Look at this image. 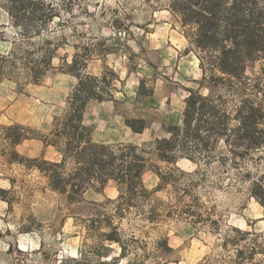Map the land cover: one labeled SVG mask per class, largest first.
Returning <instances> with one entry per match:
<instances>
[{"label":"rangeland","instance_id":"374dc122","mask_svg":"<svg viewBox=\"0 0 264 264\" xmlns=\"http://www.w3.org/2000/svg\"><path fill=\"white\" fill-rule=\"evenodd\" d=\"M44 1L55 8L53 18L33 17L21 27L0 6V188L6 190L0 195L7 198H0V264H264L263 208L250 195V183L264 177V146L240 160L218 141L197 165L184 158L168 164L154 151L155 140L168 136L166 128L180 123L189 89L224 93L202 81L200 52L186 36L190 28L171 12V0ZM73 60L81 74L104 73L112 83V100L87 103L84 122L92 126L93 140L137 145L169 179L154 193L159 222L149 224L134 208L122 220L111 218L126 256L119 255V244L104 240L105 223L89 227L94 214L111 217L108 200L118 193L112 182L67 202L29 162L8 160L4 127L47 133L77 82L66 72ZM256 70L248 67L250 76ZM224 95L233 109L240 96ZM246 95L256 97V91ZM127 118H143L147 125L134 132ZM15 150L26 158L59 160L56 149L37 137ZM142 180L148 189L159 182L152 170ZM235 227L248 232L240 238ZM164 237L171 250L161 246ZM236 249L244 250L241 258Z\"/></svg>","mask_w":264,"mask_h":264},{"label":"trees","instance_id":"16d2710c","mask_svg":"<svg viewBox=\"0 0 264 264\" xmlns=\"http://www.w3.org/2000/svg\"><path fill=\"white\" fill-rule=\"evenodd\" d=\"M0 6L17 27L33 17L48 20L56 14L53 5L44 0H0ZM170 9L179 17L181 25L191 30L186 36L200 52L202 81L207 80L210 87L222 89L230 96L240 97L235 107L228 110L224 93L203 95L199 89H189L180 123L169 125L168 136L155 140L157 158L168 164H176L184 158L197 165L198 156L213 153L218 141H223L233 159L251 158L264 146V0H171ZM75 64V60L68 64L66 72L74 74L77 82L64 110L53 116L47 133L29 135L19 124L4 127V138L11 146L8 160L24 165L29 162L47 178L48 187L63 194L67 202H80L89 189L102 192L106 184L112 182L118 193L108 200L113 203L111 217L94 214L88 220L89 227L98 229L105 223L110 228L101 232L104 240L119 244V255L126 256L119 226L114 225L111 218L122 220L134 208L138 217L149 224L159 222L160 201L154 193L169 179L158 166L149 164L145 152L137 145L93 140L92 126L84 122V112L89 100L113 99L112 83L104 73L81 74ZM250 64L257 65L256 73L251 76ZM112 75L114 79L117 76ZM254 90L256 97L246 95ZM125 123L134 132H142L147 125L143 118H127ZM32 137L53 146L59 160L50 161L43 156L26 158L15 150V145ZM67 163L71 164L68 171ZM174 169L187 173L176 165ZM146 170H152L159 179L153 189L143 183L142 175ZM250 184V195L262 206L264 219V177ZM0 191L6 190L0 188ZM0 198L7 200L3 195ZM234 230L242 236L240 238L248 232L236 227ZM161 242L164 249L171 250L167 237ZM255 242L250 247L249 257L258 246ZM243 252L236 249L239 258Z\"/></svg>","mask_w":264,"mask_h":264}]
</instances>
